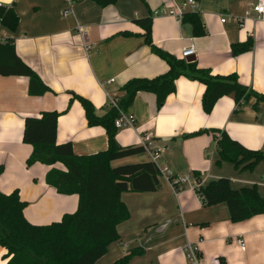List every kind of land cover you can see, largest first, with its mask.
Segmentation results:
<instances>
[{
  "label": "crops",
  "instance_id": "crops-1",
  "mask_svg": "<svg viewBox=\"0 0 264 264\" xmlns=\"http://www.w3.org/2000/svg\"><path fill=\"white\" fill-rule=\"evenodd\" d=\"M186 1L117 0L102 8L91 0H76L64 17L66 0H0L19 17L17 30L0 28V37L14 40L17 54L51 90L31 96L29 78L0 76V191L19 192L26 203L24 216L32 225H50L74 214L79 197L60 195L46 183L50 169L64 170L63 165H27L33 147L23 142L26 118L57 111L59 144L71 142L78 156L105 151V129L88 125L75 95L90 100L97 114L104 115L125 95L121 89L129 80L154 78L169 69L146 44L136 20L152 19V41L159 49L179 58L182 49L194 46L199 68L213 75L236 74L243 85L264 94V16L259 19L253 10L259 0H196L197 9L187 12L201 16L203 37H196L192 25L178 17L156 15ZM78 27L85 28L87 40ZM248 39L253 40L252 49L234 55L233 45ZM205 89L200 82L180 77L161 110L154 94L138 93L128 113L135 124L118 130L116 141L123 148L143 146L142 138L151 134L154 151L112 165L154 162L158 151L157 166L167 167L174 177L198 173L204 186L228 178L233 189L255 186L264 198V162L248 171L245 165L220 162L215 147V138L226 133L246 148L264 152V103L256 105L251 98L237 111L233 97L226 96L206 114ZM198 132L203 133L194 135ZM122 200L131 217L118 226L120 240L96 264H113L131 252L140 254L130 264H190V248L198 249L200 264H264V216L233 223L226 204L203 205L192 180L181 185L161 176L157 191L126 192ZM6 255L0 246V264L7 263Z\"/></svg>",
  "mask_w": 264,
  "mask_h": 264
},
{
  "label": "trees",
  "instance_id": "trees-1",
  "mask_svg": "<svg viewBox=\"0 0 264 264\" xmlns=\"http://www.w3.org/2000/svg\"><path fill=\"white\" fill-rule=\"evenodd\" d=\"M91 1L105 8L117 0ZM182 21L192 25L196 37L205 36L204 23L197 11L184 13ZM136 24L144 29L143 36L151 51L166 61L169 69L154 78L129 80L121 89L125 95L112 103L104 115L97 114L90 100L75 95L84 108L88 125L105 129L108 136L105 151L78 156L71 142L59 144L57 129L60 113L57 111H45L40 117L26 118L23 142L33 147L27 165H63L64 170L50 169L46 183L60 195H77L79 202L74 214H65L60 222L38 226L32 225L24 216L26 203L21 200L18 191L10 195L0 191V246L7 250L6 264H96L107 253L108 247L120 240L118 226L131 217L122 200L123 193L155 192L160 187L161 174L155 162L112 165L116 160L146 151L144 146L123 148L116 141L118 129L115 121L129 113L138 93L154 94L157 110H161L168 97L175 93L176 81L185 77L206 87L202 99L206 114H210L217 102L226 96L233 97L237 111L251 98L256 99V105L264 103V94L243 85L236 74L213 75L209 70L199 68L195 61L180 60L156 47L152 41L151 18L138 19ZM18 25L19 17L14 8L0 4V28L15 32ZM252 47L253 40L248 39L233 45L232 53L239 55ZM0 76L29 78L31 96L39 97L51 91L17 54L11 38L0 42ZM215 147L220 162L236 167L245 165L244 169L248 171L264 162V152L250 150L226 133L215 138ZM3 171L1 166L0 175ZM194 176L199 178L198 173ZM196 194L205 206L226 204L233 223L264 216V198L255 186L235 190L228 178H220L196 188ZM136 254L140 252L128 253L113 264H130Z\"/></svg>",
  "mask_w": 264,
  "mask_h": 264
},
{
  "label": "built area",
  "instance_id": "built-area-1",
  "mask_svg": "<svg viewBox=\"0 0 264 264\" xmlns=\"http://www.w3.org/2000/svg\"><path fill=\"white\" fill-rule=\"evenodd\" d=\"M75 3H76V0H66V7L64 8V11L62 12V15L64 17L68 16L71 13L72 7ZM189 9H193V10L197 9L196 0H187L181 6H177L172 10L157 11L156 15H169V16H174V17H178L182 19L183 14L186 13ZM253 10L258 15V18L261 19L264 16V0H259L257 5L254 6ZM222 21L225 22V20H222ZM78 30L84 36V39L87 40L85 28L78 27ZM3 41L4 40L0 37V42H3ZM89 48L90 47L88 46L87 49ZM194 55H195L194 46H190V47H187L181 50L178 59L186 61L188 58H191ZM134 124H135V118L134 116L129 115V114H123L115 121V127L118 130L125 129V128H132ZM152 141L153 140H152L151 134L145 135L142 138V144L146 148V151H152V152L154 151L152 147ZM159 158L160 157H159L158 151L157 152L155 151L153 154L154 162L156 163L159 160ZM159 169H160L161 176L165 177L172 183L187 185L192 180L196 188H199L204 185L203 179L200 177L196 178L195 176L193 177L188 176L184 178H179V177H174L167 167H163ZM238 244L241 248H245V242L243 240H239ZM187 256H188V261L190 264H200L199 263V251L197 248H190Z\"/></svg>",
  "mask_w": 264,
  "mask_h": 264
},
{
  "label": "water",
  "instance_id": "water-1",
  "mask_svg": "<svg viewBox=\"0 0 264 264\" xmlns=\"http://www.w3.org/2000/svg\"><path fill=\"white\" fill-rule=\"evenodd\" d=\"M187 61H195L194 57L188 58Z\"/></svg>",
  "mask_w": 264,
  "mask_h": 264
}]
</instances>
